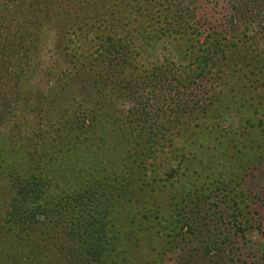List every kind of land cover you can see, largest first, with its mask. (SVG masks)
Instances as JSON below:
<instances>
[{
    "label": "rangeland",
    "instance_id": "1",
    "mask_svg": "<svg viewBox=\"0 0 264 264\" xmlns=\"http://www.w3.org/2000/svg\"><path fill=\"white\" fill-rule=\"evenodd\" d=\"M125 1L128 0H93L85 5V0H0V171L4 175L0 188V214L3 217V205H15V211L20 205L38 208L32 211L36 212L29 228L31 240L21 239L23 242L15 243L14 249L8 252L1 245L0 264H26L38 241L49 246V256L47 260L42 257V262L61 263L72 249L62 243L61 231L71 222H81L84 226V233L89 235L85 238L98 245L96 249L92 243L96 253L92 252L89 257L98 255L106 259L102 264H264V163L248 169L246 175L239 172V164L245 166L254 157V143L261 146L264 140V110L258 104L262 110L255 112L259 94L263 92L264 96L262 71L257 73V80H253L250 86L253 78L250 73L264 58L255 56L259 50L257 44L264 41V30L248 13L229 28L228 23L235 22V19L230 17L226 6L233 4V0H205L198 5L200 10L194 16L203 15L200 22L185 19L181 30L168 36L158 32L162 42L147 51L140 44L135 48L128 45L131 64L122 65L119 71H122V77L129 78V74L137 70L135 67L149 68L152 59L159 58L165 43L167 47L171 45L168 50L173 53L175 37L184 31L198 38L190 47L199 49L203 63L207 61L211 66L217 63L218 75H213L214 67H211V74L198 77L189 64L178 81L168 77L167 85L164 84L161 90L156 82L152 88L145 86L143 90L142 86L135 84L119 98L112 95L111 90L105 96L103 92L97 102L98 96L90 94L87 89L84 91L80 81L85 73L106 81L99 74L103 71L101 62L94 60L84 64L81 59L86 55L91 58L100 55V45L96 39L89 43L81 40L70 43L69 36L60 32L55 35L52 22L56 17L52 15L61 11L73 18L76 14L88 24L93 20L90 17L94 11L102 14L105 8V15L118 30L125 32L132 27L135 31L143 19L136 15L134 8H130L131 2L124 4ZM141 1L148 2L134 0L133 4ZM157 3L159 8L166 9L168 1L157 0ZM194 3L182 0L181 5L190 8ZM48 16H51L52 26H49V32L42 31V21ZM161 23L156 15L149 26L156 31L162 28ZM212 32L219 34L217 41H220L214 54L205 45ZM224 45L226 48L222 52L226 57L221 60L218 52ZM116 49L109 46L106 50L110 57L122 55L124 49ZM139 50L141 55L149 53L148 60L140 57ZM157 59L153 64L158 66ZM77 71L81 72V78L75 75ZM109 83L111 85L110 80ZM254 83L260 85L256 96L252 90ZM64 96L75 99L77 105L83 104V108L78 109L73 103L65 107L64 114L61 113L62 110L55 109V106ZM144 100L151 104L146 106L150 116H145L148 123L139 127L135 123L140 116V111L135 112L136 102ZM104 101L108 102L106 108ZM64 102L65 106L70 103ZM189 102L193 106H188ZM155 109L159 111L153 113ZM126 111L128 118L125 122L117 119L116 113L125 114ZM79 129L85 135L80 136L81 139ZM150 137L157 139L160 146L146 159L148 164L144 167L140 159L146 154L144 143H148ZM198 146V155L190 153L185 157ZM220 157L226 170L223 180L230 181V184L227 182L228 189L233 188L232 184L240 183L237 188L223 196L211 184L209 190L198 192V189L189 201L185 199L183 205L177 204V193L183 187L190 188L191 193L195 187H202L203 180L210 176V161L217 162ZM158 165L162 172L166 171L169 180L171 175L174 176L173 190L169 191L157 180L159 174L155 168ZM186 165L196 169L193 170L194 175H198L196 186H192L190 180L187 186L188 180L184 177L176 179V176H182L179 171ZM8 198L10 202H7ZM230 198L236 204L231 203ZM40 205L60 209L42 210ZM227 205H238L243 211L241 220L249 222L248 217L256 226L260 224V228L252 226L242 239L238 234L234 236L233 229H229L227 215L230 211L225 212ZM125 207L135 210L137 216L146 213V217L153 221L149 232L159 238L155 242L152 240L151 246L148 247L147 243L128 251L124 245L107 248L95 242L96 234L91 231L101 222L108 221L107 225L111 221L122 222L123 227L130 229L127 223L130 220H125ZM246 210H249L248 214H244ZM39 223L45 227L43 232L42 226L40 230L34 226ZM217 225L221 230L216 228ZM193 226L198 227V233L192 234ZM74 231L77 230L74 228ZM225 232L232 235V239L239 237V244L235 242L228 247L232 248L211 254L210 240L222 238ZM246 240L249 244L244 245ZM206 243L211 252L205 250ZM56 244L60 245L59 249ZM85 246L90 248L88 243ZM40 261L34 259V264H40Z\"/></svg>",
    "mask_w": 264,
    "mask_h": 264
},
{
    "label": "trees",
    "instance_id": "2",
    "mask_svg": "<svg viewBox=\"0 0 264 264\" xmlns=\"http://www.w3.org/2000/svg\"><path fill=\"white\" fill-rule=\"evenodd\" d=\"M133 1L134 0H128V1H125L124 4L131 2L130 8H134V11L137 12L136 15L140 16L143 19L142 22L138 23V27L135 31L134 29H132V27L127 29L125 32L118 30L114 22L108 20V16L105 15L104 13L105 8L103 7L102 8L104 9V12L102 14H99L94 11V13L92 14V17H90V18H93V20H91L90 23L88 24L83 22L82 17L78 18L76 14L73 18H71V17H68L69 14L67 13L63 14L61 13V11L58 14L52 15V17H56V19L53 20L54 22H52L51 16H48L45 21L44 20L42 21V31L44 30L46 32H49V26L50 27L52 26L50 22H52L56 30L54 32L55 35H57V33L59 34L60 32V34H62L63 36H66V35L69 36V38H71L70 43L72 42L75 43L79 40H81V42L83 43H89L91 39H96V43L100 45L101 47V50L99 52L100 55H96L93 58H91L90 55H86L81 60L84 64L87 62L93 63L94 60L97 62L100 61L101 66H102L101 68H103V71L100 72L99 74H102L106 78V81H102L100 80L99 77L96 78L94 74L91 75L90 73H85L83 76H81L82 77L81 78L80 77L81 72L77 71L75 72V75L78 78H81L80 86L84 88L83 89L84 91L87 89L90 94H94L98 96V99L96 101L99 102V96L101 95V93L104 92L103 96H105V93L110 92L111 90L112 95H114L116 98L117 97L119 98L120 96L124 95V92L128 89V87L135 86V84L139 85V87L142 86V90H143L145 89V86L152 88V86L156 82L158 84V87L160 88L159 90H161L162 88H164V84L167 85L168 77L172 76L173 79L178 81V77L182 74L183 71L185 72L189 64H190L189 68H192L193 71H195V75H197L198 77L202 76L203 78L207 73L211 74L212 72L211 67H214L213 75L219 74L218 72H220V70H218L217 63H213L212 66L208 64L207 61L203 63L201 61V53L199 49H196V48L192 49L190 47L191 45L194 44V42L198 38L193 37L192 34H188L182 31L180 33L176 32L178 37H175L176 41L174 42V45L172 46L173 53H171V51L168 50L169 47H171V45L167 47V43H165L160 50L161 52H159L160 54L159 58L157 59L155 57L154 59H152L153 62H156V59H157V62L159 64L158 66L156 64H153V62H151L149 68L145 69V68L135 67L137 70H134V73L129 74V78L126 77V75L122 77L121 75L122 71H119L120 67L122 65L125 67V64H131L128 59L129 58L128 57L129 46H131V48H135L137 44H140L143 50L147 51L149 47H154L160 44V42H162L160 41L161 35L158 34V32L168 36V34L171 32L173 33L177 30H181L182 27L185 25L184 23L185 19L188 21L189 19H191L192 23L195 21L200 22L203 18V15L197 18H194V16L195 14L198 13V10H200V7L198 5L205 2V0H192L195 2L194 3L195 5L194 7L188 8V7L181 5L182 0H167L168 4H167V7L165 5L166 9H164V8H159V3H157V0H154V2H152V0H148V2L143 1V3L141 1L135 4H133ZM90 2H93V0H85L84 4L88 5L90 4ZM233 2H234L233 4L231 3L226 6V10L227 12L230 13V17L235 19V22L233 21L231 23H228L229 28H232L235 25L237 19H240L241 16L248 13V16L252 17V21L258 27H260V29L264 30V0H233ZM77 6L78 8H80L79 5ZM201 8H204V7H201ZM61 15H63L62 18H60ZM156 15L158 16L159 20L162 21L164 24L161 23L160 26L162 28L157 29L156 31L155 30L153 31V29H151L149 25L152 24V19ZM173 19H178V21L177 20L173 21ZM167 20L171 22L169 23ZM132 31H134V34L132 33ZM259 34L261 37H263L262 31H260ZM201 37H203V35H200V38ZM218 38H219V34H217L216 32L209 33V37L206 40L207 44H205L207 47H209V52L213 53L215 52L214 48L219 47L220 41H217ZM109 40L111 42H108ZM162 40L164 39L162 38ZM66 41L69 42V39H67ZM109 46H111L112 48L117 47L116 50L120 48L124 49L122 51V55H114L110 57L109 54L107 53ZM224 46L225 47H223V49L218 52V54L221 53L220 55L221 60H223V58L226 57V55L222 52L226 48V45ZM257 46L259 50L255 52V56L257 55L256 57L259 56L258 59H261V57H264V41L261 44H257ZM138 52H139V55H141L140 50ZM73 54L74 56L77 55L76 53H73ZM140 57H144L145 60H148L147 58H149V53L141 55ZM217 59L218 57L215 60ZM258 65L259 67L257 66V69H255L254 71H251L250 73L253 77L251 78V83L249 81L250 86L253 84L252 83L253 80H257V77H258L257 73H259L260 71L264 73V58H263V62L260 63L259 61ZM261 76H263L262 73H261ZM109 80L111 81V85L109 83ZM259 87L260 85H257V84L252 86V90L254 91L253 96H256V94L259 93L258 91ZM110 88H113V89H110ZM158 95L160 96L159 93ZM78 96H80L79 98L82 97L81 94ZM101 100L103 101V98ZM64 101L70 102L68 103L69 105L65 106ZM75 102H76L75 99L73 101L72 99H70V96H64L55 106V109L57 108L59 111L62 110L61 113L63 112L65 113L66 112L65 107H70V105L73 103L78 109L83 108V104L78 103L77 105ZM107 103H108L107 101L103 102V104H105L104 105L105 108L106 106H108ZM190 104H191L190 102L187 103L188 106H193ZM258 104L264 110L263 92L259 94V102L257 103V106L255 107V112L262 110L258 108L259 106ZM136 105L138 106H137L136 111L135 109L134 111L135 112L140 111V114H138L140 116L137 117V120L135 121V123L140 127L142 123L144 124L148 123V120H146L145 116H150L149 114L150 110H148L146 106L151 105V104H148L147 101L144 100V102L137 101ZM157 111L159 110L155 109L153 110V113ZM126 112L127 113L125 114H123L124 112L116 113L117 119H121L123 122H125V120L128 118V111ZM50 116L51 115L49 113V117ZM163 123L166 124L165 121ZM163 123H160L161 127H165ZM78 132L80 133L79 138L80 136H85L84 132H81L80 129L78 130ZM208 134H209V131H208ZM149 136L150 135H148V137ZM63 138L64 136L62 137V139ZM207 142L208 141H206V143ZM159 144L160 143H157V139L153 137L152 139L150 137L148 143L145 141L144 143V146L146 148L145 153L146 154L148 153V155L145 157L146 154H144V156L140 159L141 163L144 164V167H146L147 166L146 164H148L146 163V159H148L151 156V154L155 152V149L159 148L160 146ZM258 146H260V144L254 143V146H253L254 157L252 159H249L246 162L245 166H242V164L238 163L240 165L239 172H243L242 173L243 175H246L247 173H249V171L247 172L248 169L256 168L257 166H260L261 164L264 163V140L260 146L261 147L260 149L257 148ZM206 147L208 148V145ZM143 152L144 150L141 152V154ZM190 153L194 155H198V153H200V146H198L196 150H194L193 152L186 153L185 157L186 155L188 157ZM185 157H184V161L187 162V158L185 159ZM205 161H207V159H205ZM188 164H190V162H188ZM224 165L225 164L223 163V160L221 159V157H220V160L217 162L210 161L209 163L210 176L208 179L203 180L204 185L202 187H195V189H193V193L189 192L190 188L183 187L182 191L180 190L176 195L179 198V200L177 201V204L183 205L182 204L183 202L186 203L185 199L189 201V198L192 195H194V192H196V190L198 189H199L198 192H202L201 190H209V187H211V184L214 185V187L218 191H220L223 194V196H226L225 193L228 194L229 192H232L234 187L237 188V185H239L240 183H234L232 184L233 188L228 189L227 184L228 183L230 184V181L223 180V178L226 177L225 176L226 170L223 167ZM157 168H159V170ZM155 170H157L159 174L157 177V180L161 181V183H163V186L165 188H168L169 191L173 190L172 186H174V183L172 180L174 179V176L171 175L170 180H169L168 176L165 173L166 171L162 172L159 165L156 166ZM193 170L195 171L196 169H191L187 165L186 167H181V170L179 171V173L182 176H176V179H179V178L182 179V177H184L185 179L188 180L187 186L189 185V180L193 181L192 186H196L195 183L198 180V175L195 176ZM238 174H241V173H238ZM192 175L194 176L192 177ZM243 175L239 178L240 181H242ZM3 179H4V175L2 174V171H0V188L3 187L2 185ZM7 180H10V179L8 178ZM10 201L11 199L8 198L7 202H10ZM230 201L231 203L236 204V201L233 200L232 202L231 198H230ZM40 206L42 207V210H46L47 208H49V210L60 209V207L53 208L52 206H49V205H40ZM68 206L69 205H66V207ZM229 206L228 205L226 206L225 212L227 210L228 212L230 211L227 215L229 217L228 219L231 225L229 229H233L232 234L234 236H237L238 234L240 238L241 237L243 238L246 235L245 231L248 230L249 232L252 229V226L254 227L258 226L257 228H260V224L256 226L253 222H251V219H249L248 217H247V221L249 222L245 223V221L243 222L241 220L242 217H240V215H243L242 214L243 211L242 209H240L238 205H232V207L231 205ZM32 207L33 205H20V209L18 210L16 209L15 211V205H3L1 212H4V211L5 212L3 214V217H1V214H0V246L4 245L7 249V252L11 248L14 249V247L12 246L15 243L23 242V240L21 239H24V241L31 240L32 234L29 228L32 227L31 219L36 212V211L34 212L32 211L35 209L36 210L38 209V208H32ZM36 207H39V206L36 205ZM61 207L65 208L64 205H62ZM111 210L113 212V209ZM111 210L108 209V212H110ZM134 212L131 209H126V207L124 209V214L126 216L125 220L126 219L130 220L127 222L130 226V229L123 227L122 222H114V221L113 222L111 221L108 225H107L108 221H104V222H101V224H99L95 228H93L91 233L95 232L94 234H96L95 242L97 241L100 243L101 246H105L107 248H109L110 246L111 247L113 246L122 247L124 245L125 249L127 248L126 250L128 251H130L129 248L139 246V245L146 246L147 243H148V247L151 246V243L153 241L155 242L156 239L159 238V236H155L152 232H149V230L153 228L152 227L154 225L153 221H151L150 217H146L145 215L146 213H143L142 216L141 215L137 216V213L135 210ZM130 213H132L133 216L129 217ZM248 213H249V210H246L244 212V214H248ZM103 216H106V215L104 214ZM223 216H226V215H224L223 213ZM34 226L39 227L38 230H40V226H42V232H43V229L45 228L43 227L44 226L43 223L42 224L39 223ZM193 227L194 228H193L192 234H195V232L198 233L199 232L198 227L197 226H193ZM74 228L77 231H74ZM216 228L220 229V225H217ZM84 231L85 229H84V226H81V222L80 223L71 222L65 225V227L61 231V234H63L62 243L64 245L72 247L71 249L72 251L70 250L69 253H66L65 257H68V258L58 264H102L103 262L106 261V259L104 260L102 258H99L98 255L96 256L93 255V257L96 259L89 257L92 254V252L94 254L96 253V251L93 250V247L95 246V248L97 249L98 245L91 242L92 240L85 238V237H88L89 235L85 234ZM239 237L238 239H232V235L226 234L225 232V235H223V237L220 239H213V240L209 239L212 242L211 248L213 252L211 254H213L214 252L215 253L223 252L225 248L230 249L232 248V246L228 248L229 245L235 244V242L239 244L240 240L242 239V238L240 239ZM87 241H90V242H87ZM87 243L90 245V248L88 246H85ZM92 243L94 244L93 247H92ZM47 244L48 243H44V242L40 243V241H38V243L33 247L35 248L34 249L35 251L32 250L30 252L31 256H30V259L26 261L27 262L26 264H34L38 260H41L39 262L40 264H46L42 262V257H44L47 260L49 256V253H48L49 246ZM247 244H249L248 241L247 240L244 241V245H247ZM56 246L58 247V249L60 248L59 247L60 245L56 244ZM207 246H209L208 243L205 244V247H206L205 250L207 252H209L210 250L211 252V249L208 248ZM236 248H239V245H237ZM233 254L235 255L236 253L234 252ZM34 259H35V262H34ZM106 264H111V263L107 262Z\"/></svg>",
    "mask_w": 264,
    "mask_h": 264
}]
</instances>
